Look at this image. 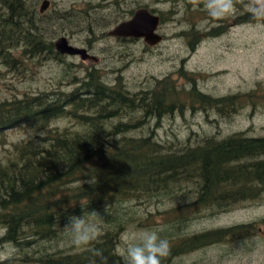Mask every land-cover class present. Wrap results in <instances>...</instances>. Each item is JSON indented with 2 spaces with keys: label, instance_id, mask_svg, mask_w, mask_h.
Masks as SVG:
<instances>
[{
  "label": "trees",
  "instance_id": "trees-1",
  "mask_svg": "<svg viewBox=\"0 0 264 264\" xmlns=\"http://www.w3.org/2000/svg\"><path fill=\"white\" fill-rule=\"evenodd\" d=\"M37 3L0 0V64L19 71L26 68V59L65 61L44 37L47 29L40 23L48 16L39 14ZM66 14L55 13L50 20L66 22ZM195 46L191 44L193 50ZM193 76L184 75L190 89L166 79L132 93L122 77L109 84L93 69L75 77L71 92L58 89L0 102L1 136L22 127L38 133L13 144L7 164L0 162V246L10 244L23 253L0 264H100L96 252L108 257V264H123L117 254L121 234L137 223L154 228L155 215L140 214L143 206L158 201L175 205L158 212L165 221L162 235L171 244L162 264L253 234L257 223L181 235L202 214L215 217L264 194V137L238 132L224 139L205 136L196 143L189 137L179 149L158 140L166 115L189 109L226 117L264 106L262 90L214 97L203 93ZM64 117L77 128L51 127ZM93 210L103 218L101 235L77 248L63 228L68 217Z\"/></svg>",
  "mask_w": 264,
  "mask_h": 264
},
{
  "label": "rangeland",
  "instance_id": "rangeland-1",
  "mask_svg": "<svg viewBox=\"0 0 264 264\" xmlns=\"http://www.w3.org/2000/svg\"><path fill=\"white\" fill-rule=\"evenodd\" d=\"M44 1L38 0L39 14H42ZM49 1L48 10L42 14L48 18L40 23L42 29H47L44 37L54 44L60 37H66L73 46L88 50L97 61H83L79 56H66L64 62L45 58L26 59V68L19 71L0 64V102L58 89L71 92L77 86L75 77L83 78L87 70L93 69L99 70L109 84L122 77V82L132 93L149 90L158 81L166 79L190 89L191 82L184 77L187 73L194 74L195 84L203 93L214 97L249 93L257 89L262 90L259 94H264V31L253 29L254 21L242 0H238V11L223 20L211 19L203 7V0ZM145 7L161 18L158 29L164 38L161 44L150 47L142 39L108 36L115 26L131 18L130 11ZM55 13L60 16L67 13V21L50 20L55 18ZM90 29L96 33L92 35ZM191 44L196 45L195 50ZM161 124L158 140L174 144L176 149L186 145L189 137L193 143L205 136L224 139L238 132H246L251 137H264V106L255 112L253 107H246L226 117L215 111L186 109L183 114L166 115ZM51 127L73 131L77 124L64 117L55 119ZM4 133L0 135V162L4 165L11 156L13 144L33 139L38 134L28 127ZM172 205L169 200L143 206L140 217L152 213L157 224L154 226L164 227L165 221L158 212H165ZM262 206L264 194L258 201L240 204L230 212L215 217L202 214L185 225L181 235L250 224L249 221ZM262 221L255 222L258 229L254 233L264 234ZM142 229L145 228L137 223L124 233H138ZM3 235L4 230L0 229V238ZM242 239L233 238L195 251L178 258L173 264H209L210 258L222 248ZM46 245L54 246V243ZM60 245L63 246L62 243ZM22 256L23 253L10 244L0 246V263Z\"/></svg>",
  "mask_w": 264,
  "mask_h": 264
},
{
  "label": "clouds",
  "instance_id": "clouds-1",
  "mask_svg": "<svg viewBox=\"0 0 264 264\" xmlns=\"http://www.w3.org/2000/svg\"><path fill=\"white\" fill-rule=\"evenodd\" d=\"M242 2L254 21L253 29L264 31V0ZM203 7L211 19L223 20L238 11V0H203ZM92 220L98 223H92ZM261 220H264V206L253 215L249 223ZM102 222L103 218L96 211H87L80 216L68 217L63 230L73 246L83 248L99 238V223ZM165 231V227H155L142 229L138 233H122V246L117 248V254L123 264H162L171 252L170 240L162 235ZM96 255L100 257V264H108V257L100 252H96ZM209 264H264V234L253 233L222 248L216 256L210 258Z\"/></svg>",
  "mask_w": 264,
  "mask_h": 264
},
{
  "label": "water",
  "instance_id": "water-1",
  "mask_svg": "<svg viewBox=\"0 0 264 264\" xmlns=\"http://www.w3.org/2000/svg\"><path fill=\"white\" fill-rule=\"evenodd\" d=\"M50 6V1L45 0L41 13H45ZM161 18L147 8H140L127 21L115 26L109 33V37L120 39H142L150 47H156L163 42V36L158 33ZM58 53L65 56H79L83 61H97L88 50L73 46L66 37H60L55 42Z\"/></svg>",
  "mask_w": 264,
  "mask_h": 264
}]
</instances>
